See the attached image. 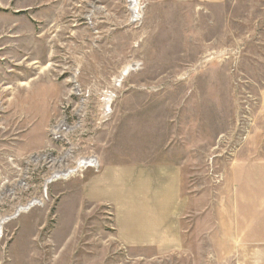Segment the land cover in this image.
Returning <instances> with one entry per match:
<instances>
[{
    "label": "rangeland",
    "instance_id": "374dc122",
    "mask_svg": "<svg viewBox=\"0 0 264 264\" xmlns=\"http://www.w3.org/2000/svg\"><path fill=\"white\" fill-rule=\"evenodd\" d=\"M136 1L0 0V264H241L215 256L210 229L224 170L264 164V0ZM68 148L60 169L99 166L53 181ZM166 162L181 168V244L120 243L82 183Z\"/></svg>",
    "mask_w": 264,
    "mask_h": 264
},
{
    "label": "crops",
    "instance_id": "0c3cea01",
    "mask_svg": "<svg viewBox=\"0 0 264 264\" xmlns=\"http://www.w3.org/2000/svg\"><path fill=\"white\" fill-rule=\"evenodd\" d=\"M123 166H106L88 176L82 183V200L113 208L120 243L155 248L157 252L174 250L182 241L180 218L185 208L181 168L169 162ZM223 178L219 203L225 219L220 218L210 229L211 248H216V257H238L241 264H264V164L226 169ZM234 178L239 180L234 182ZM238 209L243 213L235 223L233 211ZM235 228L239 234L234 233ZM236 246L239 249H233Z\"/></svg>",
    "mask_w": 264,
    "mask_h": 264
},
{
    "label": "bare ground",
    "instance_id": "6f19581e",
    "mask_svg": "<svg viewBox=\"0 0 264 264\" xmlns=\"http://www.w3.org/2000/svg\"><path fill=\"white\" fill-rule=\"evenodd\" d=\"M130 5L132 6V10L136 7L137 5V1L136 0H130ZM134 12V10H133ZM136 12V11H135ZM134 12V13H135ZM126 71L124 72L123 74V77L126 75ZM86 104H84V107H82V112L86 109ZM80 108V107H79ZM63 125H58L56 127H54L53 129H51L53 132L52 134L53 135H57L59 133L62 134L63 136V139L66 138V136L68 135V130L69 128H64ZM59 130H65V133H62L61 131ZM72 149L68 148L65 152L64 155H62L59 159H57L58 161L55 162V160L53 159H49V162H51L50 166H51V169H54L52 174L49 175V178H51L53 181H57V180H66L68 179L69 177H71L72 175H75L77 172H81L83 169H86V168H90V169H93V168H98L99 166V159L95 158V157H82L81 159H77L76 162H75V167H70V168H65V169H60L62 166H64L65 162L68 161V160H71L72 159ZM37 155H35L32 159V161L34 162H37L38 160H45L46 158H48V154H42L40 155V153H36ZM30 158V157H29ZM50 179V180H51ZM52 181V182H53ZM46 185V184H45ZM47 187V186H46ZM32 203L31 205H29L28 207H32ZM28 208H21V209H18L16 211V214H20V213H25V211H27ZM2 224V223H0Z\"/></svg>",
    "mask_w": 264,
    "mask_h": 264
},
{
    "label": "built area",
    "instance_id": "2783aa9c",
    "mask_svg": "<svg viewBox=\"0 0 264 264\" xmlns=\"http://www.w3.org/2000/svg\"><path fill=\"white\" fill-rule=\"evenodd\" d=\"M89 96H90V95L87 93L86 97L89 98ZM104 98H105V97H104ZM105 99H106V98H105ZM103 101H104V103L107 102L106 100H103ZM103 108H104V109H103ZM102 110H103V112H104L105 115H106V114H110V112H111L110 105H108L107 103H106L105 105L103 104V105H102ZM105 115H104V116H105ZM61 122H63V123H61ZM61 122L57 123L56 126H58V125H63V127L65 128V127H66V126H65V121H61ZM56 126H55V127H56ZM53 128H54V127H53ZM53 128H52V129H53ZM64 128H62V129H64ZM59 131H61L62 133H65V130H59ZM52 132H53V131H51V134H52ZM52 135H53V134H52ZM61 136H62V134L59 133V134H57V135H53V138H54V139H63V136H62V137H61ZM48 156H49V154H48ZM88 168H89V167H88ZM88 168H86V169H88ZM83 170H85V169H83Z\"/></svg>",
    "mask_w": 264,
    "mask_h": 264
}]
</instances>
